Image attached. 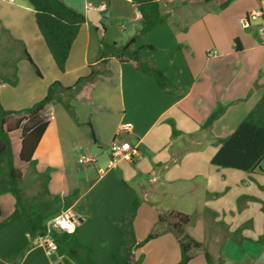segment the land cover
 <instances>
[{
    "label": "crops",
    "instance_id": "obj_1",
    "mask_svg": "<svg viewBox=\"0 0 264 264\" xmlns=\"http://www.w3.org/2000/svg\"><path fill=\"white\" fill-rule=\"evenodd\" d=\"M63 1L80 11L85 23L65 72H60L28 0H0V68L11 78L16 63L18 78L16 85L0 80L5 110L32 107L53 82L72 86L93 65L107 71L76 93L72 104L80 124L60 103L43 110L49 125L34 153L35 171L43 182L42 175L50 173L47 188L42 186L40 196L27 202L44 217L72 210L79 219L76 237L91 249L95 264H114L111 257L121 243L116 224L127 215L135 195L143 201L135 234L145 216V225H154L180 258L177 238L166 222L159 223V215L193 216L186 233L208 248L214 264H248L259 255L263 259L264 169L248 173L211 162L222 140L242 121L264 122V44L258 22L248 20L259 0H159L166 20L146 36L140 35L141 15L132 0ZM90 4H105L106 10ZM102 25L107 43L135 37L137 47L155 46L154 54L144 50L143 57L165 69L181 90H162L149 74L127 62L112 58L99 63L97 28ZM221 108L222 114L206 126ZM123 124L130 126L121 131ZM116 140L136 147L138 155L133 161L120 158L108 169ZM19 149L20 144L16 154ZM86 152L96 157L94 165L79 163V155ZM15 210V196L0 181V224ZM28 230L25 217L0 227V264H75L41 245L21 259L12 258ZM118 261L122 264L123 258L118 256Z\"/></svg>",
    "mask_w": 264,
    "mask_h": 264
},
{
    "label": "trees",
    "instance_id": "obj_2",
    "mask_svg": "<svg viewBox=\"0 0 264 264\" xmlns=\"http://www.w3.org/2000/svg\"><path fill=\"white\" fill-rule=\"evenodd\" d=\"M34 10L35 20L41 35L50 51V54L60 72H65L69 54L81 27L85 23V16L78 10L68 6L63 0H28ZM141 15L140 35L146 36L152 29L163 23L166 18L161 12L159 0H132ZM106 28L104 25L97 28L100 39V50L98 61L105 64L109 59H116L118 62L130 63L137 70L149 74L164 91L174 93L181 88L175 83L173 77L166 74L165 69L158 67L152 58H144L142 51L150 54L156 52V47L146 44L142 47L136 46L135 37L126 42L107 43L104 35ZM237 48L238 40H236ZM24 55L33 65L38 75L40 71L33 63L28 53L24 50ZM13 76L4 77L0 73V80L10 85H16L17 65L13 64ZM89 75L81 77L74 85L64 86L61 82H53L47 90L43 99L35 103L32 107L22 111L5 110L0 103V181L6 185V190L11 192L16 198V210L12 216L4 223L12 224L20 217H25L29 224L28 234L25 240L19 244L17 251L12 258L21 259L25 253L35 246V239L47 233V222L56 214L44 217L34 206L26 202L23 197L20 183L23 178L22 169L16 164L17 161L23 165H31L34 168L37 161L34 158L35 150L49 125V121L42 116L43 110L49 104L60 103L63 105L70 117L80 124L75 107L72 101L84 85L93 83L100 74H107L106 70L90 67ZM223 112L219 109L207 120L206 126L215 121ZM18 115L19 118L12 120ZM173 125V135L179 131ZM20 132V149L15 153L14 142L11 134ZM91 136L95 140L94 131ZM212 164L222 168H233L248 173H254L257 169H264V122L261 120L242 121L238 127L228 137L222 140L221 146L212 158ZM50 170L42 175L44 178V189L47 188L48 175ZM129 187V185L124 182ZM140 199L136 197L125 218L117 223V228L121 237V243L115 253L112 254L114 264H119L118 256L123 258L122 264H139L135 261V251L143 246L136 238L134 222L140 206ZM170 217L173 219L169 221ZM190 215L181 212H171L166 215H159V223L166 222L167 229L172 231L177 238L181 258L178 264H188L192 259V250L203 249L205 259L208 264H214L212 256L203 243L195 240L186 233V226L191 222ZM57 245V253L66 255L75 264H95L91 257V249L82 245L76 234L53 229L50 233ZM159 232L148 235L146 241L157 236Z\"/></svg>",
    "mask_w": 264,
    "mask_h": 264
},
{
    "label": "rangeland",
    "instance_id": "obj_3",
    "mask_svg": "<svg viewBox=\"0 0 264 264\" xmlns=\"http://www.w3.org/2000/svg\"><path fill=\"white\" fill-rule=\"evenodd\" d=\"M0 44H2V42H0ZM3 72V69L0 68L1 75H3L4 77H9L7 74H3ZM18 118L19 116L15 115L12 117V120L14 121ZM11 138L14 142V148L16 151L19 148L20 144V132L12 133ZM86 153L90 154L89 152ZM16 164L22 169L23 178L20 183V187L22 188L23 197L25 198L26 202L30 198H36L40 196V192L42 191V186L44 182L43 179H38L35 168L31 165H23L19 161H17ZM140 202H143L142 199H140ZM27 203H30V201ZM154 206H156V204H154ZM168 220L172 221L173 219L170 217V219ZM145 221V216L140 217V223L139 227L137 228L138 233L136 234V238L139 242H143L144 244L142 247L138 248L135 251V261L139 262V264H178L180 262V252L175 251L173 247H171V244L169 245L164 242L160 238V236L146 241L149 234L158 231L157 228L154 227V225L146 226ZM193 222L195 221L193 220L192 223ZM189 227H191L190 224L186 226V228ZM198 230L199 228L195 229L196 232H198ZM191 254L192 259L188 264H208L205 259L203 249H194L192 250ZM248 264H264V258L261 259L260 255L253 256V260L250 261Z\"/></svg>",
    "mask_w": 264,
    "mask_h": 264
},
{
    "label": "built area",
    "instance_id": "obj_4",
    "mask_svg": "<svg viewBox=\"0 0 264 264\" xmlns=\"http://www.w3.org/2000/svg\"><path fill=\"white\" fill-rule=\"evenodd\" d=\"M89 7L98 11L106 10L105 4L99 7H93L90 4ZM248 20L258 22L257 32L264 44V0H259V7L248 13ZM209 56H212V52L209 53ZM129 126V124H123L120 126V130H127ZM110 150L111 159L108 163V169L114 167L117 160L120 158H126L133 161L138 155L136 147L127 142H120L118 140L112 143ZM79 163L82 165H94L96 163V157L91 154L84 153L79 155ZM99 171L104 172L103 169H99ZM78 224L79 219L75 216L72 210L63 211L47 222V233L43 236L37 237L34 241L35 245L43 246L49 254L55 253L57 251V245L50 235L51 231L56 229L68 234H74L77 230Z\"/></svg>",
    "mask_w": 264,
    "mask_h": 264
}]
</instances>
